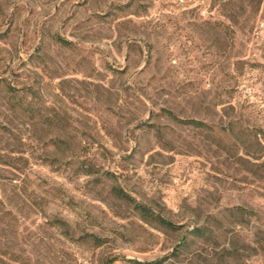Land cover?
I'll return each mask as SVG.
<instances>
[{
    "label": "rangeland",
    "instance_id": "obj_1",
    "mask_svg": "<svg viewBox=\"0 0 264 264\" xmlns=\"http://www.w3.org/2000/svg\"><path fill=\"white\" fill-rule=\"evenodd\" d=\"M264 264V0H0V264Z\"/></svg>",
    "mask_w": 264,
    "mask_h": 264
},
{
    "label": "trees",
    "instance_id": "obj_2",
    "mask_svg": "<svg viewBox=\"0 0 264 264\" xmlns=\"http://www.w3.org/2000/svg\"><path fill=\"white\" fill-rule=\"evenodd\" d=\"M136 264H141V263H139V262H135ZM146 264H148V263H146Z\"/></svg>",
    "mask_w": 264,
    "mask_h": 264
}]
</instances>
